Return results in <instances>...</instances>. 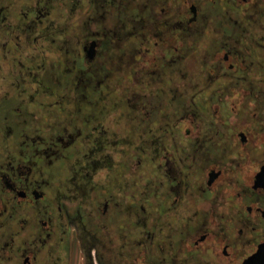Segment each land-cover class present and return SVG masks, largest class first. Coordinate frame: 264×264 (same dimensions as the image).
Wrapping results in <instances>:
<instances>
[{"label":"flooded vegetation","instance_id":"obj_1","mask_svg":"<svg viewBox=\"0 0 264 264\" xmlns=\"http://www.w3.org/2000/svg\"><path fill=\"white\" fill-rule=\"evenodd\" d=\"M75 225L83 264H264V0H0V264H81Z\"/></svg>","mask_w":264,"mask_h":264},{"label":"rangeland","instance_id":"obj_2","mask_svg":"<svg viewBox=\"0 0 264 264\" xmlns=\"http://www.w3.org/2000/svg\"><path fill=\"white\" fill-rule=\"evenodd\" d=\"M75 2H77V0H74ZM60 28H58L57 30H58V33L57 34H60V33H62V30H59ZM88 108H90V107H87V109ZM88 112H90L89 110H87ZM109 125V123H107V122H104V125ZM121 127V126H120ZM120 127H118L117 126V128H118V130H122V129H120ZM116 137V139H120V138H122V133L120 132L119 133V135H116L115 136ZM121 143H123V142H121ZM118 145V144H117ZM116 145V147H118ZM111 158V157H110ZM110 158H109V160H107V161H110ZM114 160L115 159H113L112 161H111V163L112 162H114ZM90 228H92V230L94 231L95 230V226H94V224L93 225H91V227ZM82 229H80V227L78 226V225H75V226H73L72 227V233H71V241H72V243L71 244H73L72 246H74V247H78V245L80 244V247H78L77 248V250L79 251V255H80V257H81V264H83V258H85L86 259V261H89V258H88V256H86V254L84 253V243H83V240H81V237H80V231H81ZM82 234H84V233H82ZM85 254V255H84ZM105 263V262H104Z\"/></svg>","mask_w":264,"mask_h":264}]
</instances>
